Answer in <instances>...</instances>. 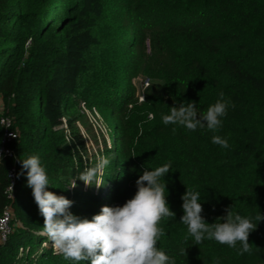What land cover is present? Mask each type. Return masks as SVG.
<instances>
[{
	"label": "trees",
	"instance_id": "1",
	"mask_svg": "<svg viewBox=\"0 0 264 264\" xmlns=\"http://www.w3.org/2000/svg\"><path fill=\"white\" fill-rule=\"evenodd\" d=\"M138 74L150 79L141 102L132 79ZM221 92L230 104L216 133L163 123L171 106L194 102L203 113ZM82 102L111 121L105 157H114L100 188L79 185V174L97 159L76 124L85 115ZM3 116L16 136L14 155L0 164V217L7 207L13 212L0 264H73L48 244L26 171L17 178L20 159L33 154L46 168L48 190L89 219L132 198L145 167L170 162L165 180L176 216L163 223L159 247L176 264H264V221L250 234L251 254L243 255L239 244L186 241L180 222L186 185L200 191L208 223L231 205L243 216L264 214V0H0V143ZM213 135L229 148L213 144Z\"/></svg>",
	"mask_w": 264,
	"mask_h": 264
},
{
	"label": "clouds",
	"instance_id": "2",
	"mask_svg": "<svg viewBox=\"0 0 264 264\" xmlns=\"http://www.w3.org/2000/svg\"><path fill=\"white\" fill-rule=\"evenodd\" d=\"M140 80L138 98L144 77ZM229 104L221 92L216 102L203 113L197 112L194 102L179 106L175 104L168 114H162V121L165 125H180L190 131L206 127L208 131L216 133L222 128V117L227 115ZM149 119H152L151 114ZM212 143L224 149L230 146L228 140L220 135H213ZM135 156L133 153L132 157ZM0 157L3 158L2 153ZM20 162L21 171L17 178L26 171L27 186L31 188L39 213L44 218L43 230L52 242L54 254L62 255L73 264H176L175 257L159 247V242L165 236L163 223L176 216L168 203L169 192L165 180L171 170L170 162L153 169L145 167L136 180L137 191L132 198L122 206H102L91 219L73 214L70 211L72 200L48 190L49 177L38 155H29ZM108 164L106 157L98 155L95 165L81 172L78 179L85 186L100 188L104 183L99 176ZM186 186V192L181 197L184 214L180 220L187 228L185 240L191 238L196 245H201L205 239L214 240L233 249L239 244V255L251 254L249 237L257 229L258 223L264 221V214L243 216L234 211L231 205L215 223H208L202 215L204 209L200 191L195 186ZM70 187L76 188V182ZM180 254H187L186 249L181 248ZM215 264H219V261Z\"/></svg>",
	"mask_w": 264,
	"mask_h": 264
},
{
	"label": "rangeland",
	"instance_id": "3",
	"mask_svg": "<svg viewBox=\"0 0 264 264\" xmlns=\"http://www.w3.org/2000/svg\"><path fill=\"white\" fill-rule=\"evenodd\" d=\"M113 33H115L114 35L118 34V32H113ZM130 33L131 32L128 31L126 36H128ZM139 72H142V70H140ZM128 74H129V69L127 68L121 75L120 79L122 83H125L126 78L130 77L128 76ZM132 76L131 78L133 79V81L137 85H140V82H141L140 79L143 78V75L138 74L137 76H134V75ZM83 103L84 102L81 103V106L83 107L85 115L82 118L78 119L76 121V124L81 130L84 138L86 137L85 141L87 145L88 156L91 158L94 156L97 157L98 155L105 157L107 155V153H105L106 148L111 147L110 149H112V146H111L112 145V130L110 129L111 121L99 109L97 108L90 109L87 106L85 108L83 106ZM135 105H136V102H134V100H131L130 109H132ZM107 157L108 159H112L114 157V154L111 153ZM91 158H89V160ZM79 185L83 186L84 188L86 187L85 184H79ZM47 242L49 245H51L50 240H47Z\"/></svg>",
	"mask_w": 264,
	"mask_h": 264
},
{
	"label": "built area",
	"instance_id": "4",
	"mask_svg": "<svg viewBox=\"0 0 264 264\" xmlns=\"http://www.w3.org/2000/svg\"><path fill=\"white\" fill-rule=\"evenodd\" d=\"M149 83H150L149 78L148 77L144 78V80L142 81L141 88H139V92H138L139 100L144 99L145 95L142 93V90L144 91V88L146 86H148ZM83 106L86 108L85 103H83ZM94 109H96V108H94ZM2 123L5 126V131L3 134L2 141L0 143V153L3 154V158H4L6 156H13L14 155V151H13V148L11 146V143H12V140L14 139V137L16 136V133L13 129H10L11 119L9 117L3 116L2 117ZM61 126L65 127L64 129L66 130L67 134L70 133V129H69V126L67 123V119L65 117L63 118V123L61 124ZM3 158L0 157V164L3 160ZM10 175L12 177V185L9 186V190L12 192L13 187H14V183H15V179H16V168L15 167H13L11 169ZM12 216H13L12 210L9 207H7L4 210L3 215L0 217V241H5L11 232L10 221H11ZM21 250H23V247L21 248Z\"/></svg>",
	"mask_w": 264,
	"mask_h": 264
}]
</instances>
